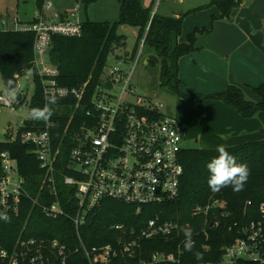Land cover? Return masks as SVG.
I'll return each instance as SVG.
<instances>
[{"label":"trees","instance_id":"1","mask_svg":"<svg viewBox=\"0 0 264 264\" xmlns=\"http://www.w3.org/2000/svg\"><path fill=\"white\" fill-rule=\"evenodd\" d=\"M34 1L36 9L41 11L46 0ZM83 1L88 6L96 0ZM118 1L120 3L118 21L108 23L87 20L79 36L55 35L52 37L49 59L59 71L57 77L59 85L72 89L89 83L90 91L82 102L83 107L76 112L75 101L71 99L57 100L50 105L53 113L50 120L56 123L52 129L54 147L58 146L65 137L60 156L63 160L57 164V169L61 173L55 175L57 191L63 199L62 205L65 198L70 197L72 192L62 182L64 175H68L64 167L70 149V136L80 123L87 120L89 96L100 84L110 60L124 59L130 62L137 56L140 43L145 39L143 48L148 47L149 55L158 57L160 61L161 85L170 86L175 94L189 100V96L180 90L179 61L182 57L197 51L196 43L199 33L209 32L207 28L196 29L187 35L185 41H182L184 16L173 18L156 12L152 17L153 10L151 7L142 5L141 0ZM242 1L214 0L213 4L219 8L220 18L223 19L229 18ZM123 26L137 28V41L131 54L119 56L117 51L126 48L125 35L120 32ZM34 43V32L0 31V74L3 84L5 86L8 80H12L16 90L18 79L15 76L18 75L20 78L23 74L32 71L36 88L29 102L31 110L43 108L46 103L38 75L33 71ZM112 50H115L114 54ZM254 89L261 97L258 103L245 99L242 90L234 85L228 86L218 94L196 97L222 101L237 109L243 117L251 118L258 112L264 111V85ZM74 112L76 124L74 126L72 124L68 132H65ZM34 125L43 129L46 124L44 121L36 123L32 120L26 121L20 129L19 136ZM225 148L236 157L238 163H246L250 169V176L243 191L233 192L231 187H225L219 192H213L207 183L210 173L206 165L218 155V152L216 149L184 148L180 155L184 166V176L181 181L180 195L174 202L151 208L150 213L146 210V213L136 214L135 208L130 205L115 200H103L88 216L85 226L80 229L81 238L89 247L117 246V240L123 236L128 238L129 234H125L122 230L111 229L112 226L123 225L128 231L139 230L149 219L160 215L163 221L178 222L179 234H174L169 239L143 240L136 257H119L110 264H152V255L155 252L176 255L181 252L179 264L220 263L224 248L233 244L236 239L244 237L247 227L252 222L257 223L262 220L259 207L264 202V140ZM2 153H9L16 162L17 172L24 178L25 190L30 197L22 198L19 217L9 222L0 220V246L13 248L18 237L23 233L25 237L57 238L70 248H76L79 244L78 236L71 220L65 217L49 218L43 212L42 207L50 206L56 199L50 194L49 185L44 182L46 173L40 166L33 146L23 144L19 137L16 140L0 142V156ZM34 200L37 204H34ZM248 202H251V205H248ZM68 206L66 207L64 203V208H69ZM208 207L207 213L195 214L196 209L205 210ZM186 226L193 232L195 248L192 252L186 251L183 246L185 237L182 229ZM195 252H200L203 258L198 260ZM0 264L4 263L0 261ZM68 264H89V262L84 254L78 253L70 259Z\"/></svg>","mask_w":264,"mask_h":264},{"label":"built area","instance_id":"2","mask_svg":"<svg viewBox=\"0 0 264 264\" xmlns=\"http://www.w3.org/2000/svg\"><path fill=\"white\" fill-rule=\"evenodd\" d=\"M162 0H158L152 17ZM51 4L45 3L37 11L32 22L20 24L15 20L18 31H30L35 34L33 71L40 81L44 100L51 96L57 100L75 101V112L83 107L82 102L88 95L89 83L79 88H66L59 85L58 69L49 59L52 37L55 35L75 37L83 30L84 22L79 20V6L72 12L48 15ZM145 39L136 56L134 66L128 60L118 59L105 69L100 84L89 96L87 120L80 123L70 136V149L64 167L68 175L62 182L72 187L70 197L62 198L57 191L56 174L62 154L65 137L54 147L52 129L54 121L45 122V127L33 128L18 134L23 144L31 145L40 166L45 170V183L56 201L43 206L44 214L53 219L65 217L74 224L78 245L72 249L57 238L25 237L22 233L13 248L0 246V261L4 264H68L78 254H84L89 264H110L114 259L134 258L141 248L143 240L156 238L169 239L179 234L178 222L163 221L160 215L148 220L139 230H126L123 225L111 229L122 230L129 234L117 240V246L89 247L81 238L82 229L88 216L103 200H115L135 208L136 214L150 213L151 208L171 204L180 195L184 166L181 162L183 140L180 135L179 121L176 117L161 113L162 106L145 102L135 96L131 89V80L135 66L142 57ZM19 79V76H15ZM121 89L117 96L115 91ZM132 94L137 98L135 104L124 102L123 97ZM0 103L7 108L17 105L16 97L0 95ZM71 116L66 131L74 126ZM32 121H42L33 120ZM43 122V121H42ZM23 197H30L25 190V180L17 172V165L9 153L0 156V211H7L11 219L20 216ZM37 204V201H33ZM251 205V202H248ZM223 207V205H221ZM207 209L198 208L195 214L207 213ZM259 211L262 220L252 222L240 237L223 251L218 264H264V202ZM181 261V252H155L152 264L176 263ZM250 263H246V262ZM211 264V263H200Z\"/></svg>","mask_w":264,"mask_h":264},{"label":"rangeland","instance_id":"3","mask_svg":"<svg viewBox=\"0 0 264 264\" xmlns=\"http://www.w3.org/2000/svg\"><path fill=\"white\" fill-rule=\"evenodd\" d=\"M243 1L234 9L229 18L223 19L220 18L219 8L213 4L214 0H171V7L162 3L157 8L158 14L162 16L173 18L184 16L182 41H185L187 35L196 29L207 28L209 31L199 33L196 43L197 51L182 58L184 82L188 87L181 88V82L180 90L189 96V100L175 94L170 86L161 85L160 64L155 68L145 64V58L150 54L148 47L142 49V57L135 66L131 80V89L135 91V96L142 97L145 102L152 105H161V113L178 119L184 148L208 150L216 149L218 145L237 146L245 142L264 139V111L258 112L251 118H246L237 109L222 101L196 97L203 94H218L228 86L234 85L242 90L245 99L255 103L261 101V97L254 88L264 85V65L262 67L264 56L261 55V50L251 44L250 36L244 35L242 39L239 36L236 39L234 34L239 30L256 31L259 29L258 27L264 28V0H250L247 5L241 8L243 10L241 14H243L240 16L244 17L243 21L249 25V29H242V21L237 17L240 13L238 9L244 3ZM46 3L51 4V9L46 11L51 16L72 12L76 6H79L77 14L79 20L83 22L90 20L114 23L120 18L118 0H96L88 6L84 4L83 0H46ZM141 3L151 7L152 10L156 7L154 0H141ZM37 11L34 0H0V31L16 29V18L23 21L32 19ZM252 12L255 13L254 16L250 15ZM120 32L125 35L126 48L117 51V54L119 56L129 55L136 46L138 30L134 27L123 26ZM231 32H233V40L230 38L224 40L227 33ZM222 36L223 50L226 53L223 55V70L219 59L220 55L210 56L206 50L219 46ZM141 44L142 42L140 47ZM250 47H252L251 53L247 52L246 54V50ZM220 49L216 48L214 52ZM262 53L264 52L262 51ZM252 56L263 61L260 65H254L251 62ZM136 59L135 57L131 60L129 65L134 66ZM114 61L115 59H111L109 63L112 64ZM258 73H261L263 77H258ZM207 77H212L215 81ZM196 81L200 82L199 89L192 87ZM35 88L34 74L32 71L27 72L18 79V87L15 90L16 93L26 95L25 101L13 105L11 108L0 103V142L15 139L24 123L31 119L29 102L34 95ZM194 90H199V93L203 94H198ZM210 92L217 93L209 94ZM114 94L119 96L121 89L115 91ZM0 95L9 97L1 74ZM135 96L126 94L123 100L135 104L137 101ZM67 188L72 190V187Z\"/></svg>","mask_w":264,"mask_h":264},{"label":"clouds","instance_id":"4","mask_svg":"<svg viewBox=\"0 0 264 264\" xmlns=\"http://www.w3.org/2000/svg\"><path fill=\"white\" fill-rule=\"evenodd\" d=\"M5 88L10 97H16L15 86L12 80L6 82ZM56 101L57 97H49L43 108H33L30 111V118L45 122L49 121L53 114L50 105L56 103ZM216 151L218 155L213 157L206 165L210 173L207 181L209 188L213 192H219L225 187H231L233 192L243 191L250 176L248 165L242 162L238 163L236 157L230 154L224 145H218ZM0 220L9 222L10 218L6 210L0 211ZM182 231L185 237L183 246L186 251L192 252L195 248V241L192 239V229L186 226ZM194 254L198 260L203 258L200 252H195Z\"/></svg>","mask_w":264,"mask_h":264},{"label":"crops","instance_id":"5","mask_svg":"<svg viewBox=\"0 0 264 264\" xmlns=\"http://www.w3.org/2000/svg\"><path fill=\"white\" fill-rule=\"evenodd\" d=\"M154 1H156V4H157V1L158 0H154ZM182 2V1H181ZM180 2V3H181ZM244 3L239 7V9L238 10H240V13H239V16L237 15V17H238V20H240V21H242L241 22V28L242 29H249V25L248 24H245L244 23V21H243V19H244V17H242V16H240V15H242L241 14V12L243 11L241 8L242 7H244L245 5H247L249 2H250V0H244L243 1ZM164 4L165 6H167V7H171L172 6V3H171V0H162V2L160 3V5L161 4ZM178 3V2H177ZM159 5V6H160ZM237 10V11H238ZM65 13H68V12H65ZM65 13H61V14H65ZM234 14H235V12H234ZM254 12H252V13H250V15L251 16H254ZM34 16H35V14L33 15V18L32 19H28V20H20L19 18H16L17 20H18V22H20L21 24H27V23H30V22H32L33 21V19H34ZM259 29L258 30H256V31H254V30H251V31H248V30H242V31H238V32H236L234 35H236L235 36V38L236 39H238V37L240 36V39H242V37L244 36V35H246L247 37H249L250 36V39H251V44L254 46V47H256L258 50H261V55H263L264 56V53H262V51L264 52V28L263 27H258ZM263 30V31H262ZM233 32H231V33H227V35H226V37L224 38V40H226V39H228V38H230L231 40H233ZM211 39V38H210ZM223 36L221 37V42H220V45L219 46H216L214 49H211V50H208V49H206L207 50V52H208V54L210 55V56H214V57H216L218 54L220 55V62H221V66H222V70H223V55H225L226 53H225V51L223 50ZM227 44V43H226ZM216 48H221L220 50H218V51H216V52H214V50L216 49ZM251 50H252V47H250L248 50H246V54H247V52H250L251 53ZM194 54V53H193ZM183 58V57H182ZM182 58L180 59V61H179V66H180V73H179V79L181 80V82H182V85H181V88H185V87H188V85L184 82L185 81V76H184V72H183V69H182V66H181V63H182ZM261 61H263L262 59H261ZM261 61H260V58H254L253 56L251 57V62H252V64H254V65H260V63H261ZM263 65H264V62L262 63V67H263ZM221 70V71H222ZM216 73V72H215ZM217 74V73H216ZM259 76H261V77H263L262 75H261V73H258V77ZM208 79H212V80H214V78H212V77H207ZM264 78V77H263ZM215 81V80H214ZM199 86H200V82L199 81H196L195 82V84L192 86L193 87V89H195V88H198L199 89ZM195 91V90H194ZM196 93H198V94H203L202 92L201 93H199V90H197V91H195ZM213 93H217V92H210L209 94H213ZM203 95H207V94H203ZM221 102V101H220ZM261 140H264V139H261ZM259 141V140H258ZM253 142V141H252ZM246 143V142H245ZM229 147H231V146H229Z\"/></svg>","mask_w":264,"mask_h":264},{"label":"water","instance_id":"6","mask_svg":"<svg viewBox=\"0 0 264 264\" xmlns=\"http://www.w3.org/2000/svg\"><path fill=\"white\" fill-rule=\"evenodd\" d=\"M114 53H115V50H112V54H114ZM145 64L149 67L155 68V67L159 66L160 61H159L158 57H156L154 55H148L145 58ZM25 98H26L25 94L16 93V101L18 103H22L25 100Z\"/></svg>","mask_w":264,"mask_h":264}]
</instances>
